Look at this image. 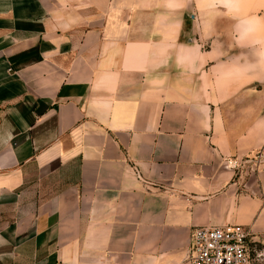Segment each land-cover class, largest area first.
<instances>
[{"label": "crops", "instance_id": "1", "mask_svg": "<svg viewBox=\"0 0 264 264\" xmlns=\"http://www.w3.org/2000/svg\"><path fill=\"white\" fill-rule=\"evenodd\" d=\"M264 237V0H0V264H191Z\"/></svg>", "mask_w": 264, "mask_h": 264}, {"label": "built area", "instance_id": "2", "mask_svg": "<svg viewBox=\"0 0 264 264\" xmlns=\"http://www.w3.org/2000/svg\"><path fill=\"white\" fill-rule=\"evenodd\" d=\"M242 225L202 226L191 232V264H249L254 244Z\"/></svg>", "mask_w": 264, "mask_h": 264}, {"label": "rangeland", "instance_id": "3", "mask_svg": "<svg viewBox=\"0 0 264 264\" xmlns=\"http://www.w3.org/2000/svg\"><path fill=\"white\" fill-rule=\"evenodd\" d=\"M249 264H264V237L251 246Z\"/></svg>", "mask_w": 264, "mask_h": 264}]
</instances>
